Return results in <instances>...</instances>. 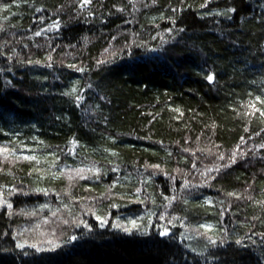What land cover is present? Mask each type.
Returning <instances> with one entry per match:
<instances>
[{
    "label": "trees",
    "instance_id": "16d2710c",
    "mask_svg": "<svg viewBox=\"0 0 264 264\" xmlns=\"http://www.w3.org/2000/svg\"><path fill=\"white\" fill-rule=\"evenodd\" d=\"M261 113L264 0H0V264H264Z\"/></svg>",
    "mask_w": 264,
    "mask_h": 264
},
{
    "label": "rangeland",
    "instance_id": "374dc122",
    "mask_svg": "<svg viewBox=\"0 0 264 264\" xmlns=\"http://www.w3.org/2000/svg\"><path fill=\"white\" fill-rule=\"evenodd\" d=\"M71 87H73V85H71ZM4 153L6 151H3ZM13 160H9L8 162L11 163ZM1 164H4L3 161H0ZM63 174H64V177L70 182V181H74L73 179L77 180L76 178L80 176V174H78V172L76 171H72V173H70V171L65 172L63 171ZM48 223V222H47ZM36 227H33L31 229V227H29L26 232L28 234V237L30 238H40L42 234H44V232H46L47 230V226L46 225H43V220H39V221H36ZM35 241V240H34Z\"/></svg>",
    "mask_w": 264,
    "mask_h": 264
},
{
    "label": "snow or ice",
    "instance_id": "6c2138e0",
    "mask_svg": "<svg viewBox=\"0 0 264 264\" xmlns=\"http://www.w3.org/2000/svg\"><path fill=\"white\" fill-rule=\"evenodd\" d=\"M86 2H87V0H86ZM37 35H39V33H37ZM207 79L209 81H212L213 77L211 75H209L207 77ZM261 114L264 115V113H261ZM0 151H5V150H0ZM29 159H30V157H29ZM8 207L11 208V205L9 204ZM102 223H103V221H102ZM132 223H133V225H135V221H132ZM125 230H127V229H125ZM166 234H167V232H161V235H166Z\"/></svg>",
    "mask_w": 264,
    "mask_h": 264
},
{
    "label": "water",
    "instance_id": "95a60500",
    "mask_svg": "<svg viewBox=\"0 0 264 264\" xmlns=\"http://www.w3.org/2000/svg\"><path fill=\"white\" fill-rule=\"evenodd\" d=\"M212 81H213V79H212ZM212 81H210V82H212ZM165 232H168V230H167V229H165Z\"/></svg>",
    "mask_w": 264,
    "mask_h": 264
}]
</instances>
